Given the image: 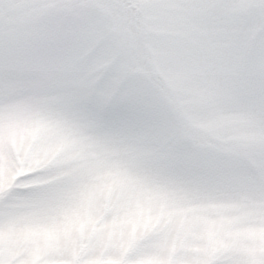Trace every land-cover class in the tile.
<instances>
[{
	"label": "snow or ice",
	"instance_id": "obj_1",
	"mask_svg": "<svg viewBox=\"0 0 264 264\" xmlns=\"http://www.w3.org/2000/svg\"><path fill=\"white\" fill-rule=\"evenodd\" d=\"M0 264H264V0H0Z\"/></svg>",
	"mask_w": 264,
	"mask_h": 264
}]
</instances>
